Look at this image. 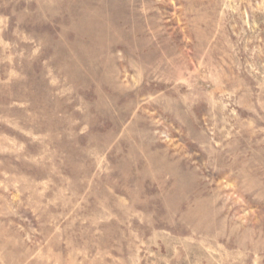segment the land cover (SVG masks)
I'll use <instances>...</instances> for the list:
<instances>
[{
	"label": "rangeland",
	"instance_id": "obj_1",
	"mask_svg": "<svg viewBox=\"0 0 264 264\" xmlns=\"http://www.w3.org/2000/svg\"><path fill=\"white\" fill-rule=\"evenodd\" d=\"M0 264H264V0H0Z\"/></svg>",
	"mask_w": 264,
	"mask_h": 264
}]
</instances>
